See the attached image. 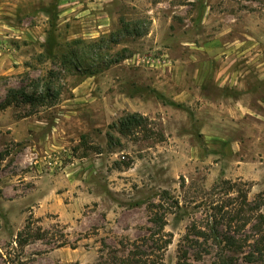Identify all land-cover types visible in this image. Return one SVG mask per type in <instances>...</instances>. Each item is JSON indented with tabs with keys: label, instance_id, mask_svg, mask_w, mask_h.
Wrapping results in <instances>:
<instances>
[{
	"label": "rangeland",
	"instance_id": "rangeland-1",
	"mask_svg": "<svg viewBox=\"0 0 264 264\" xmlns=\"http://www.w3.org/2000/svg\"><path fill=\"white\" fill-rule=\"evenodd\" d=\"M45 86L0 108V264H264V0H0V103Z\"/></svg>",
	"mask_w": 264,
	"mask_h": 264
},
{
	"label": "trees",
	"instance_id": "trees-1",
	"mask_svg": "<svg viewBox=\"0 0 264 264\" xmlns=\"http://www.w3.org/2000/svg\"><path fill=\"white\" fill-rule=\"evenodd\" d=\"M136 23H137L136 21L133 23H123L121 27L122 28L121 32L125 34L134 33L136 35H140L142 32L141 30H138V26L136 25ZM109 41L111 43H118V37L116 35H111L109 38ZM122 58H124V55L120 54L118 55V57L114 58L113 60H109V63L116 62ZM48 91H49V86H45L43 88V91L39 92L38 94H34V93L28 94L26 92H22V91L17 92L16 90L10 89L8 91V94L5 100L0 103V108H4L8 106L9 104L13 103L14 101H17V96H19L20 97L19 99H21L22 101H25L30 104L35 103L36 101H44L47 98V95L49 94ZM59 94H60V91H57L55 93V97H57ZM146 120H147L146 117L140 114L139 112L126 113L118 120V130L121 133H127L132 130L135 131V129L144 127L146 124ZM155 206H156L155 204H151L150 206V211L153 213L151 217V222L154 223L158 227L159 231L161 232V236H162L160 237L161 243L166 245L168 244L169 240L165 238L166 233L163 231V226L165 224L164 215H163V212L159 213L156 210ZM40 236L41 234L37 235L36 237L40 238ZM23 241L25 242L26 240H23ZM224 241L227 246H230L232 244L231 243L232 238L229 236H225ZM262 241L264 240L259 241L261 242L260 243L261 245H262ZM261 245L256 246L255 249L253 250V253H256L257 256H253V253H251L252 256L248 258L249 260L253 258H257L259 259L260 262L264 261V246H261ZM127 261H133V260L128 259ZM134 262H143V264H154L155 263L154 260H151L149 258H147L146 260L145 258L136 259L134 260Z\"/></svg>",
	"mask_w": 264,
	"mask_h": 264
},
{
	"label": "crops",
	"instance_id": "crops-1",
	"mask_svg": "<svg viewBox=\"0 0 264 264\" xmlns=\"http://www.w3.org/2000/svg\"><path fill=\"white\" fill-rule=\"evenodd\" d=\"M260 106L262 108H264V100H260ZM259 116L261 117V120L264 119V109H263V113H261ZM257 140L259 142V145L261 146V152L259 153L260 157L258 158V162L264 164V149H262L264 146V136L259 135V138H256V140H254V142Z\"/></svg>",
	"mask_w": 264,
	"mask_h": 264
}]
</instances>
